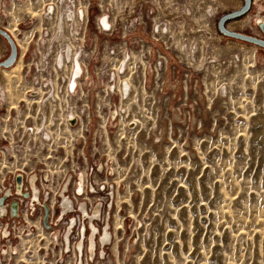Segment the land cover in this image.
Here are the masks:
<instances>
[{
	"label": "rangeland",
	"instance_id": "rangeland-1",
	"mask_svg": "<svg viewBox=\"0 0 264 264\" xmlns=\"http://www.w3.org/2000/svg\"><path fill=\"white\" fill-rule=\"evenodd\" d=\"M31 1H36L34 13L28 11ZM44 1L0 0V27L14 21L17 36L31 31L24 50L5 29L18 47L14 65L19 59L20 63L16 69L18 63L11 66L8 79L1 74L7 67H0V159L11 146L1 137L7 132L8 114L24 105L29 88L56 79L53 61L47 63L37 42L38 32L47 28L41 20ZM151 1L145 12L153 10ZM177 1L173 46L159 44L167 60L161 64L167 83L151 101L154 109H144L159 120L154 125L147 117L141 127L124 133L117 121L109 127V143H87L85 156L78 158V168L87 170L86 194L76 196L73 185L67 192L74 212L61 216L58 176L53 183L57 190L50 182L38 181L41 200L48 204L44 209L31 197L16 196L19 216L2 219L10 221L9 236L2 233L0 220V264H264V47L229 36L219 27L220 18L242 10L246 0ZM249 3L248 10L225 27L264 39L259 23L264 0ZM161 18L167 17L162 13ZM146 19L141 34L149 38L151 20ZM234 21L244 23L230 28ZM138 32L139 28L133 31ZM177 36L182 44L175 47ZM10 47L0 34V62L9 56ZM135 82L139 85L140 77ZM110 83L105 77H88L80 85L91 89L95 104L103 101ZM109 94L112 106L118 107V93ZM18 155L13 167L20 161L19 168L29 170V162L25 165ZM39 164L38 171L44 168ZM0 172L6 174L3 166ZM25 190L27 195L30 188ZM82 203L88 212L102 203L101 217L92 221L81 211ZM49 213L53 221L46 223ZM93 225L97 235L92 252ZM105 229L111 233L109 241L102 239Z\"/></svg>",
	"mask_w": 264,
	"mask_h": 264
},
{
	"label": "built area",
	"instance_id": "built-area-1",
	"mask_svg": "<svg viewBox=\"0 0 264 264\" xmlns=\"http://www.w3.org/2000/svg\"><path fill=\"white\" fill-rule=\"evenodd\" d=\"M148 1H44L41 20L47 28L42 31V34L38 32L37 42L47 63L53 61L56 67L54 72L56 79L52 81L48 78L39 86L29 88L26 92L28 100H24L26 101L24 105L21 103L14 107L13 114L11 112L8 114L4 125L7 132L1 134V137L5 140L9 139L11 144L9 152L0 159V167L3 166L6 172V174L0 172L2 174L0 177V220L2 233L5 236H9L12 231L9 227L10 221L3 222L2 219L19 216L20 203L16 196L31 197L35 205H40L43 209L48 207L46 201L41 200L39 180L44 184L50 182L49 186H53L56 190L59 183L58 189L62 190L61 196L63 197L61 216L75 211L74 201L67 195V192L73 185L76 196L86 194L87 170L81 171L78 168V158L85 156L83 153L90 140L96 142L99 139V142L109 143L111 139L109 127L117 121L118 127L121 128L119 130L124 133L141 127L144 121H147V117L151 119L150 124L153 122L155 125L159 120L157 117L153 119L152 115L146 114L144 109H154L155 105L151 101H155L157 95L164 92L167 83V70L161 65L162 60L165 62L167 60L161 53L163 50L159 44L173 46L172 41L176 36L173 32L177 29V18L173 12L178 9V1L150 0L154 3L153 10L148 8L145 12L144 6ZM155 10L156 13H154ZM50 12L52 18H49ZM151 13H154L153 17ZM162 13L167 17L164 21L161 18ZM147 17L151 20L149 38L141 34L146 29ZM34 19L36 20V16L32 15L31 20ZM59 28L63 32H60ZM136 28H139V32L134 34L133 31ZM181 38L184 39V35H181ZM63 40L66 41L65 46ZM176 42L175 47L179 43L182 44L178 36ZM94 62L97 64L96 69L91 70ZM73 63L80 65L79 73L72 71ZM70 77L76 80L74 86L72 81L69 82ZM88 77L99 80L105 77L109 83L111 82L104 90L103 101L91 104V89L85 90L80 85L81 80ZM139 77L140 84L137 85L135 79ZM125 80L131 84L127 92L122 88ZM110 92L118 93L120 104L116 108L112 106ZM169 102L168 100L166 103ZM136 110H139L138 115L135 114ZM133 119L137 121L135 126L132 125ZM97 131L98 134H95ZM75 150H77V155ZM19 152L21 158L26 160L25 165L29 162L27 171L19 168L20 161L16 162V168L13 167L14 161L19 160L17 157ZM39 163L43 164L44 168H39L38 171ZM110 167L107 164L109 175L113 173ZM9 173L12 174L9 175ZM19 175L23 180L20 191L17 184ZM11 176L12 180H8ZM32 176L36 177L37 198L34 197ZM56 176L58 180L55 186L53 183H55ZM60 176H63L61 182L59 181ZM80 176L84 177L81 193L78 192ZM26 187L30 188L27 195H25ZM64 198L72 202L73 206L70 209L63 206ZM84 204L87 210L85 213L91 216L92 221L101 217L102 203L94 204L90 212H88L86 203ZM97 207H99L100 214L92 217ZM49 218H51L50 213L45 217L46 223ZM50 221L53 219L51 218ZM85 231L84 227L83 233H86ZM96 235L95 232L94 237ZM82 247L83 242L81 241L78 248L82 249Z\"/></svg>",
	"mask_w": 264,
	"mask_h": 264
},
{
	"label": "bare ground",
	"instance_id": "bare-ground-1",
	"mask_svg": "<svg viewBox=\"0 0 264 264\" xmlns=\"http://www.w3.org/2000/svg\"><path fill=\"white\" fill-rule=\"evenodd\" d=\"M35 3H36V1H34V2H32L31 1V3H30V7H29V10L28 11H30V12H33L34 10H35ZM22 8V7H21ZM34 13V12H33ZM59 22V21H58ZM239 23H244V21H239L238 23H235V24H231L230 25V27H235L237 24H239ZM260 24H262V23H264V22H259ZM41 24V23H40ZM241 25V24H240ZM39 26V25H38ZM45 26V25H44ZM41 27V26H40ZM43 30V29H42ZM59 31L60 32H62V29L61 28H59ZM27 36H28V38L30 37V35H31V32H28L27 34H26ZM28 38H26V41L28 40ZM23 47H24V50L26 49V47H27V43H23V45H22ZM253 49H255V48H253ZM19 63L20 62H18V64L14 67L15 69H16V67L19 65ZM74 64V63H73ZM8 69V68H7ZM75 73H79L80 72V65L78 64V63H76L75 64ZM2 75H3V79L4 78H6V79H8L9 78V72H7V71H5V70H3L2 71ZM69 81L72 83V85L74 86L75 85V83H76V80H74L73 79V77L71 78V79H69ZM122 88H123V91H125V92H127L128 90H129V88H130V86H131V84H130V82L128 83V81L127 80H125L123 83H122ZM132 125L133 126H135L136 125V121H134V123H132ZM132 126V127H133ZM153 132H154V134H157L156 133V128H154L153 129ZM157 139L158 140H160V138H158L157 137ZM35 176H32L31 177V183H32V187H33V192H34V197H38V186H37V184H36V182H35ZM84 179V178H83ZM22 182H23V180H22V177H21V175H19L18 177H17V184H18V190L20 191L21 190V186H22ZM83 191V180H81V178H80V183L78 184V192L79 193H81ZM63 206L66 208V209H70L73 205H72V202L70 201V200H68L67 198H64L63 199ZM81 209H82V211L83 212H87V210H86V208H85V204L83 203L82 205H81ZM4 208H3V212H4ZM16 212V210H13V212ZM98 214H100V212H99V207H97L96 209H95V211H94V213H93V215H92V217H94V216H96V215H98ZM95 232H96V227L93 225V235L91 236V238H90V245H91V251L93 252L94 251V249H95ZM111 233L107 230V229H105V231H104V234H103V236H102V239L104 240V241H109L110 240V238H111Z\"/></svg>",
	"mask_w": 264,
	"mask_h": 264
},
{
	"label": "water",
	"instance_id": "water-1",
	"mask_svg": "<svg viewBox=\"0 0 264 264\" xmlns=\"http://www.w3.org/2000/svg\"><path fill=\"white\" fill-rule=\"evenodd\" d=\"M249 2H250V0H246V6L242 10L235 11V12H232L228 15L223 16L219 22V27L223 33H225L229 36L236 37L238 39H242L245 41H249V42H252V43H255V44H258V45H261L264 47V39L250 35V34L238 32V31H234V30L232 31V30L227 29L224 26V20L226 18L235 17V16H238V15L245 13L248 10L249 4H250ZM260 26L264 31V23H262ZM0 34H2L3 36L6 37V39L9 41L10 46H11V51H10L9 56L0 62V67L3 66V67L8 68V67L13 66L14 63L16 62L17 58H18V47H17L14 39L11 37V35L5 29H3L1 27H0Z\"/></svg>",
	"mask_w": 264,
	"mask_h": 264
},
{
	"label": "flooded vegetation",
	"instance_id": "flooded-vegetation-1",
	"mask_svg": "<svg viewBox=\"0 0 264 264\" xmlns=\"http://www.w3.org/2000/svg\"><path fill=\"white\" fill-rule=\"evenodd\" d=\"M237 1H239V0H237ZM1 3V2H0ZM238 11V10H237ZM244 14V13H243ZM50 15V14H49ZM228 15V14H227ZM242 15V14H241ZM241 15H239V16H241ZM223 17V16H222ZM221 17V18H222ZM221 18H220V20H221ZM232 18H234V17H231V18H226L225 20H224V26L226 25V23L230 20V19H232ZM220 20H219V22H220ZM15 23L14 21H10L9 22V24L6 26V25H2L3 27H5V29H7L8 31H10L14 36H16V39H17V41H18V43L19 44H21L20 46H22L23 45V43H26V38H28V36L26 35L28 32H31L30 30H24L25 31V33H24V35L22 36V37H19V36H17L16 35V30H17V24H16V26H14V24H12V23ZM239 21H234V22H230L231 24L233 23V24H235V23H238ZM260 22H264V19L263 20H260ZM58 24H59V22H58ZM231 24H229L228 26L230 27V25ZM231 28V27H230ZM23 31V32H24ZM62 32H63V30H62ZM21 38H23L20 42H19V40L21 39ZM29 40V39H28ZM27 40V41H28ZM11 48V47H10ZM11 50V49H10ZM18 61H20V59L18 60ZM18 61H17V63H18ZM16 63V64H17ZM15 64V65H16ZM14 65V66H15ZM13 66V67H14ZM13 67H11L10 69H5V68H2L1 69V74H2V71L3 70H5V71H7V72H9V71H11V70H13ZM9 90V89H8ZM80 178H81V180H83V176H80Z\"/></svg>",
	"mask_w": 264,
	"mask_h": 264
}]
</instances>
